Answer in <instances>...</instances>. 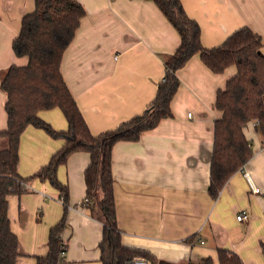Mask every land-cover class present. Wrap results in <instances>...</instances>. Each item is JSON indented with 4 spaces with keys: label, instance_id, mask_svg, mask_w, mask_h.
Instances as JSON below:
<instances>
[{
    "label": "crops",
    "instance_id": "0c3cea01",
    "mask_svg": "<svg viewBox=\"0 0 264 264\" xmlns=\"http://www.w3.org/2000/svg\"><path fill=\"white\" fill-rule=\"evenodd\" d=\"M86 14L61 62L63 77L93 134L115 129L142 114L155 99L165 76V63L181 37L155 0H78ZM201 31L203 46L222 44L241 27L258 33L264 54V0H181ZM35 0H0V130L7 127V93L2 74L12 64H25L12 48L22 18ZM235 65L214 73L195 54L176 72L180 85L172 99V117L141 135L113 147L114 193L122 243L144 249L154 262L188 264L225 248L245 264H264V134L255 120L244 126L253 156L227 181L217 198L210 193L216 93L236 73ZM57 130L68 129L60 108L40 111ZM0 136V150L8 147ZM65 139L28 126L21 135L18 171L32 176L59 151ZM87 151H76L57 168L68 187L63 192L49 180L33 177L28 191L10 194L11 229L18 237L16 264H36L48 252L51 228L63 216L68 249L60 264H104L100 241L103 223L80 202L86 196ZM250 180L259 188L253 192ZM246 211L248 219L239 220ZM204 241L203 243L201 241Z\"/></svg>",
    "mask_w": 264,
    "mask_h": 264
},
{
    "label": "trees",
    "instance_id": "16d2710c",
    "mask_svg": "<svg viewBox=\"0 0 264 264\" xmlns=\"http://www.w3.org/2000/svg\"><path fill=\"white\" fill-rule=\"evenodd\" d=\"M167 19L179 32L181 42L165 63V76L159 83L155 99L147 109L115 129L93 134L61 70L67 47L75 38L86 10L78 0H35L33 11L22 18L19 34L12 48L25 64H12L2 74L1 88L7 93L5 109L8 123L0 136L8 138V147L0 150V264H16L20 254L18 237L11 229L10 194L28 191L33 177L49 180L63 192L67 203L68 187L57 177V168L76 151H87L90 162L85 169L87 202L91 213L103 223L100 241L104 264H125L136 256L150 258L149 252L122 243L117 224V205L112 168L113 147L121 140H138L143 132L156 127L163 118L173 116L171 102L180 80L176 74L195 54L214 72L236 66L224 88L216 93V108L221 115L215 120L214 146L211 161L210 193L219 192L253 156L251 141L244 126L259 120L257 128L264 134V54L261 36L244 26L222 44L207 48L201 42L199 24L191 19L181 0H155ZM60 108L68 120V129L57 130L40 116V111ZM28 126L44 129L55 138L65 139L62 148L32 176L22 177L18 171L21 135ZM66 216L55 224L49 234L48 252L37 256L36 264H60L68 241L63 238ZM264 256V241L261 243ZM188 264H245L240 255L219 248L212 256Z\"/></svg>",
    "mask_w": 264,
    "mask_h": 264
},
{
    "label": "built area",
    "instance_id": "2783aa9c",
    "mask_svg": "<svg viewBox=\"0 0 264 264\" xmlns=\"http://www.w3.org/2000/svg\"><path fill=\"white\" fill-rule=\"evenodd\" d=\"M259 123V120H255V124L257 125ZM250 187L253 192H258L259 188L255 185V183L250 180ZM88 199L84 198L83 201L80 202V205L84 204V202H87ZM238 219L243 220V219H248V214L246 211H242L241 213L238 214ZM202 243L204 242L203 240L201 241ZM66 251H62L60 254V257L62 260L65 258ZM125 264H159V262H154L150 258L143 257V256H136L131 260H128Z\"/></svg>",
    "mask_w": 264,
    "mask_h": 264
},
{
    "label": "water",
    "instance_id": "95a60500",
    "mask_svg": "<svg viewBox=\"0 0 264 264\" xmlns=\"http://www.w3.org/2000/svg\"><path fill=\"white\" fill-rule=\"evenodd\" d=\"M159 264H166V261L165 260H160Z\"/></svg>",
    "mask_w": 264,
    "mask_h": 264
},
{
    "label": "rangeland",
    "instance_id": "374dc122",
    "mask_svg": "<svg viewBox=\"0 0 264 264\" xmlns=\"http://www.w3.org/2000/svg\"><path fill=\"white\" fill-rule=\"evenodd\" d=\"M263 259H264V257H263Z\"/></svg>",
    "mask_w": 264,
    "mask_h": 264
}]
</instances>
